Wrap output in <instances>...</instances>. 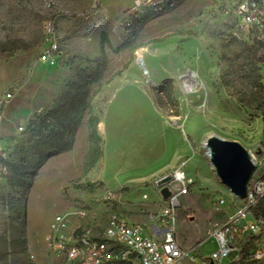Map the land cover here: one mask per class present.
Instances as JSON below:
<instances>
[{
  "label": "rangeland",
  "instance_id": "obj_1",
  "mask_svg": "<svg viewBox=\"0 0 264 264\" xmlns=\"http://www.w3.org/2000/svg\"><path fill=\"white\" fill-rule=\"evenodd\" d=\"M236 1L184 0L151 18L132 47L116 52L129 37L135 0H0V158L35 164L30 121L59 104L79 79L77 68L87 75L95 70L102 40L109 58L103 83L90 90L102 155L88 159L85 114L72 150L51 157L31 187L25 238L36 264L63 263L49 254L46 240L58 213L94 230L123 219L150 234V217L165 204L158 182L176 169L192 181L180 198L178 240L191 251L187 264L209 263L217 247L210 234L246 203L220 181L204 141L215 134L264 155L262 114L240 102L220 78L222 41L233 30L227 9ZM45 53L53 60L43 59ZM20 192L0 176V264H30L21 226L6 206Z\"/></svg>",
  "mask_w": 264,
  "mask_h": 264
},
{
  "label": "built area",
  "instance_id": "obj_2",
  "mask_svg": "<svg viewBox=\"0 0 264 264\" xmlns=\"http://www.w3.org/2000/svg\"><path fill=\"white\" fill-rule=\"evenodd\" d=\"M174 1L135 0L132 14L159 15L167 12ZM227 14L231 16L232 35L249 44H260L264 51V0H237L227 9ZM56 47L53 44L51 49ZM49 57L50 54L43 55L45 60ZM14 94L15 89L8 90L5 99L9 100ZM250 155L255 168L247 183L246 194L240 197L232 193L246 206L210 234L215 237L217 247L210 253L208 264H219L230 258H247L254 262L264 260V218L254 212L264 200V155L257 157L252 152ZM6 171V166L0 164V176ZM166 178L171 195L165 199L159 189L165 204L158 215L150 217V234L142 232L144 227L123 219L113 218L104 228L94 230L76 223L72 214L58 213L54 215L46 236L49 254L59 257L62 264H187L191 251L183 248L178 240L177 216L180 198L188 193L192 181L182 169H176ZM253 244L257 248L249 251Z\"/></svg>",
  "mask_w": 264,
  "mask_h": 264
},
{
  "label": "trees",
  "instance_id": "obj_3",
  "mask_svg": "<svg viewBox=\"0 0 264 264\" xmlns=\"http://www.w3.org/2000/svg\"><path fill=\"white\" fill-rule=\"evenodd\" d=\"M184 0H175L172 10ZM156 14L134 15L130 25L129 37L114 50L120 52L132 47L142 27ZM222 41L220 54V78L227 89H233L238 100L259 111L264 122V51L260 44H249L230 34ZM156 38L154 41H162ZM230 47H234L230 49ZM105 41L101 43V55L96 60L95 70L84 74L85 69L77 68L79 79L69 84V90L62 95L59 104L45 113L34 116L28 126L29 150L37 162L31 164L24 158L21 162L0 158L7 171L3 174L9 185L21 190L20 195H10L6 206L13 222L20 224L22 248L30 264H36L29 252L25 238L27 224L28 197L38 170L53 156L71 151L77 132L85 114L88 115L89 161L94 162L102 155L101 137L98 133L99 116L90 110V90L93 84L103 83V73L108 65ZM255 214L264 218V200L254 208Z\"/></svg>",
  "mask_w": 264,
  "mask_h": 264
},
{
  "label": "water",
  "instance_id": "obj_4",
  "mask_svg": "<svg viewBox=\"0 0 264 264\" xmlns=\"http://www.w3.org/2000/svg\"><path fill=\"white\" fill-rule=\"evenodd\" d=\"M204 142L208 148L210 163L220 181L232 193L240 197L245 196L247 183L255 168L250 152L240 142L224 139L215 134L210 135ZM167 182V178L158 182L165 199L171 195V191L165 185Z\"/></svg>",
  "mask_w": 264,
  "mask_h": 264
},
{
  "label": "bare ground",
  "instance_id": "obj_5",
  "mask_svg": "<svg viewBox=\"0 0 264 264\" xmlns=\"http://www.w3.org/2000/svg\"><path fill=\"white\" fill-rule=\"evenodd\" d=\"M47 60H51V61H52L53 59L51 58V59H47ZM195 76H196V75L192 74V77H195ZM187 80H188V79H187ZM187 80H186V81H187ZM188 81H189V80H188ZM204 144H205V142H204ZM204 146L206 147V145H204ZM205 153H206V155L208 156L209 153H208V148H207V147H206V151H205Z\"/></svg>",
  "mask_w": 264,
  "mask_h": 264
}]
</instances>
